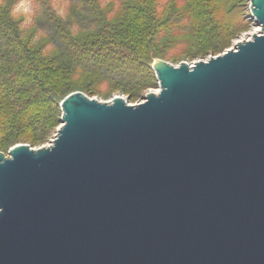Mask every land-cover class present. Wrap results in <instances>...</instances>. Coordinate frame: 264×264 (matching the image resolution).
<instances>
[{"label": "water", "instance_id": "water-1", "mask_svg": "<svg viewBox=\"0 0 264 264\" xmlns=\"http://www.w3.org/2000/svg\"><path fill=\"white\" fill-rule=\"evenodd\" d=\"M261 32L192 67L153 65L129 105L65 97L50 147L0 153V264H264Z\"/></svg>", "mask_w": 264, "mask_h": 264}, {"label": "trees", "instance_id": "trees-1", "mask_svg": "<svg viewBox=\"0 0 264 264\" xmlns=\"http://www.w3.org/2000/svg\"><path fill=\"white\" fill-rule=\"evenodd\" d=\"M38 1L45 7V18L37 21L47 27L44 38L70 66L61 71L32 49L0 6V146L16 139L42 142L48 138L61 124L62 94L76 76L93 74L95 85L140 97L156 84L149 51L160 42L181 47L182 53H216L225 43L219 39L221 25L241 28L245 24L240 0H170L169 5L181 4L187 14L168 17L157 12L156 0H119L125 14L120 24L103 18L94 0H71L75 20L86 18L80 11V7L88 9L86 4L91 9L85 14L92 15L89 24L79 23L81 29L75 32L56 16L48 0ZM182 18L187 24L179 23Z\"/></svg>", "mask_w": 264, "mask_h": 264}, {"label": "rangeland", "instance_id": "rangeland-1", "mask_svg": "<svg viewBox=\"0 0 264 264\" xmlns=\"http://www.w3.org/2000/svg\"><path fill=\"white\" fill-rule=\"evenodd\" d=\"M51 5L53 12L56 16L61 19L67 27L71 28L75 32L80 28L79 23L83 25L89 24V20H92V15L85 11L91 9L87 4L85 7H80V11L86 16L84 20H79L81 17H77L75 20V11L70 6L71 0H48ZM170 0H156L155 8L157 6V12L161 17H168L169 14L177 13L181 15L187 14L186 9L181 4L169 5ZM94 4L101 10V15L103 18L111 23H123L125 20V14L121 11L119 0H94ZM239 5L241 8V17L244 18L245 24L241 28H236L230 24L224 22L221 37L219 38L221 42H224V46L220 48L216 53H202L197 51L193 54L182 53L181 47L174 48L173 44L167 46L166 42H160L159 45L154 49L149 51V58L152 63V68L156 61H164L168 64L179 67L181 64L194 65L198 62L207 61L212 57L224 54L226 51L234 49L240 42L244 40H249L259 32H261V27L257 26L253 16L251 8V0H240ZM0 6L8 11L11 18L17 23L16 27L21 35L30 47L37 50L44 56L48 61L52 62L53 66L57 69L63 71L69 65V62L59 56L58 52L52 47L53 44L48 43L44 36L47 28L43 23L38 25V19L45 18V7L38 0H0ZM89 12V11H88ZM179 16V15H178ZM180 24H187L185 18L179 19ZM34 25H38L37 27ZM224 31V32H223ZM227 33V34H226ZM76 36L84 37L85 34H77ZM89 37V35L87 34ZM230 36V37H229ZM179 45V44H178ZM155 72V71H154ZM156 75V74H155ZM157 78V77H156ZM97 77L93 74L86 75L78 79V76L74 77L72 81L67 83L69 89L67 93L62 94L63 97L68 95L81 92L90 99L96 100L101 103H110L116 97H120L129 105H138L145 102V98L152 92L160 90L158 79L155 81V86L149 90L144 91L140 97L130 98L128 95L123 94L119 91H111L103 86L95 85V80ZM62 110V109H61ZM63 117V112L61 119ZM61 124L53 131V133L42 142H31L26 140H13L12 142L0 146V153L4 154L6 158H10V151L18 145H27L33 150L42 149L45 147H50L53 145Z\"/></svg>", "mask_w": 264, "mask_h": 264}, {"label": "bare ground", "instance_id": "bare-ground-1", "mask_svg": "<svg viewBox=\"0 0 264 264\" xmlns=\"http://www.w3.org/2000/svg\"><path fill=\"white\" fill-rule=\"evenodd\" d=\"M153 93H155V94H159L160 93V90L159 91H156V92H153ZM144 103V102H143Z\"/></svg>", "mask_w": 264, "mask_h": 264}, {"label": "built area", "instance_id": "built-area-1", "mask_svg": "<svg viewBox=\"0 0 264 264\" xmlns=\"http://www.w3.org/2000/svg\"><path fill=\"white\" fill-rule=\"evenodd\" d=\"M191 67L193 66V65H190Z\"/></svg>", "mask_w": 264, "mask_h": 264}]
</instances>
